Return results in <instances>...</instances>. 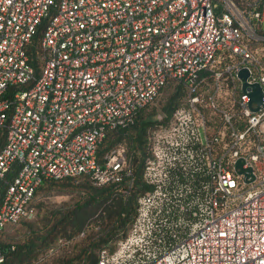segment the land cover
<instances>
[{
	"label": "built area",
	"instance_id": "built-area-1",
	"mask_svg": "<svg viewBox=\"0 0 264 264\" xmlns=\"http://www.w3.org/2000/svg\"><path fill=\"white\" fill-rule=\"evenodd\" d=\"M263 11L264 0H0V232L35 217L48 181L86 176L126 195V144L101 160L98 148L175 83L183 101L145 131L149 188L97 264H264Z\"/></svg>",
	"mask_w": 264,
	"mask_h": 264
},
{
	"label": "trees",
	"instance_id": "trees-1",
	"mask_svg": "<svg viewBox=\"0 0 264 264\" xmlns=\"http://www.w3.org/2000/svg\"><path fill=\"white\" fill-rule=\"evenodd\" d=\"M39 41L40 34L37 33L28 49L33 63ZM166 88L170 92L157 111L169 114L183 101L185 91L175 83L166 85L164 89ZM150 107L142 110L131 126L109 131L98 148L101 160L103 154L114 145L126 144L132 168V186L127 188V194L123 195L119 191V185L95 187L86 176L43 183L36 190L33 201L39 191L72 192L76 193L77 198L70 204L46 209L35 223H24L26 233L21 243L14 245L0 242V249L4 254L2 264H38L44 260L48 251L56 250L57 241L70 242L87 231L82 243L75 244L69 253L52 259L50 264H97L101 250L107 249L110 253L114 251L115 244L127 236L133 224L138 197L149 188L142 181L141 171L146 159L143 146L145 131L157 112L155 109L147 112Z\"/></svg>",
	"mask_w": 264,
	"mask_h": 264
},
{
	"label": "rangeland",
	"instance_id": "rangeland-1",
	"mask_svg": "<svg viewBox=\"0 0 264 264\" xmlns=\"http://www.w3.org/2000/svg\"><path fill=\"white\" fill-rule=\"evenodd\" d=\"M262 30L264 31V11L262 20ZM169 88V87H168ZM166 88L160 93V95L155 100L154 104L147 110L150 112L152 109L158 110L160 103H162L170 90ZM76 193L70 192H44L39 191L35 196L33 201V206L36 209V215L30 220H25L16 226L7 227L4 233L0 234V242L7 244H17L21 243L25 239L26 229L24 223H35L38 220L39 215L41 216L46 209H51L52 207L59 206L61 204H70L76 200ZM41 206V208H39ZM87 232H82L77 238L68 242L64 240H59L56 242V250L48 251L46 256L43 257V261H39L38 264H50L52 259L58 258L60 254L69 253L75 244L82 243Z\"/></svg>",
	"mask_w": 264,
	"mask_h": 264
},
{
	"label": "water",
	"instance_id": "water-1",
	"mask_svg": "<svg viewBox=\"0 0 264 264\" xmlns=\"http://www.w3.org/2000/svg\"><path fill=\"white\" fill-rule=\"evenodd\" d=\"M240 75L242 77H245L246 73L241 72ZM243 87L246 88L247 85L244 84ZM251 87H252V92L250 94V103H255L257 105V108H258V106H260L262 104V92H261L259 86L256 84L252 85ZM240 164H241L240 162H237V166H240ZM239 172H241V171H239Z\"/></svg>",
	"mask_w": 264,
	"mask_h": 264
}]
</instances>
